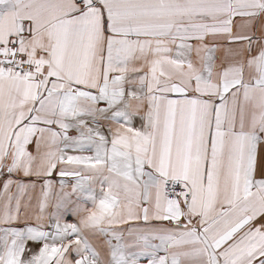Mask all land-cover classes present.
I'll list each match as a JSON object with an SVG mask.
<instances>
[{
    "label": "snow or ice",
    "instance_id": "6c2138e0",
    "mask_svg": "<svg viewBox=\"0 0 264 264\" xmlns=\"http://www.w3.org/2000/svg\"><path fill=\"white\" fill-rule=\"evenodd\" d=\"M0 264H264V0H0Z\"/></svg>",
    "mask_w": 264,
    "mask_h": 264
}]
</instances>
